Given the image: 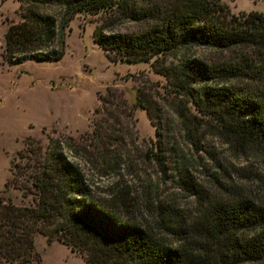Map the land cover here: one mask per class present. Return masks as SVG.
<instances>
[{
    "label": "trees",
    "instance_id": "16d2710c",
    "mask_svg": "<svg viewBox=\"0 0 264 264\" xmlns=\"http://www.w3.org/2000/svg\"><path fill=\"white\" fill-rule=\"evenodd\" d=\"M17 1L20 19L9 21L3 33L1 56L8 64L59 59L75 13L103 12L93 40L113 51L112 60H146L164 75L170 90L184 97L178 113L193 145V126L203 123L234 147L264 151V10L233 13L221 0ZM118 19L140 20L143 26L109 31ZM193 47L228 55L206 59L189 53ZM173 51L180 52L175 64L158 63ZM133 106L152 119L143 91L136 92ZM155 133L160 137L157 124ZM160 140L153 152L159 163ZM102 151L103 157L110 152ZM120 155L113 153L114 166ZM35 159L28 184L19 183L31 193V203L0 200V264L39 259L37 233L78 252L84 264H264V202L242 191L215 189L188 218L164 203L150 224L128 208L126 189L99 194L58 140ZM184 182L191 193H201L190 176Z\"/></svg>",
    "mask_w": 264,
    "mask_h": 264
},
{
    "label": "rangeland",
    "instance_id": "374dc122",
    "mask_svg": "<svg viewBox=\"0 0 264 264\" xmlns=\"http://www.w3.org/2000/svg\"><path fill=\"white\" fill-rule=\"evenodd\" d=\"M221 1L233 13L264 10V0ZM18 5L17 0H0V200L31 203V193L19 183L28 184L34 159L58 140L66 158L78 164L99 194L126 189L128 208L143 222H155L164 203L188 218L215 189L242 191L264 202V151L234 147L203 123L193 126V145L178 113L186 104L184 97L170 90L164 75L146 60H112L113 51L93 40L103 12L75 13L65 28V51L59 59L5 62L3 33L9 21L20 19ZM142 26L140 20L118 19L109 31ZM189 53L206 59L228 55L206 47H193ZM179 54L173 51L158 63L175 64ZM138 90L148 100L152 119L145 109L133 106ZM157 138L163 148L161 163L153 155ZM100 141L104 146L95 145ZM105 148L110 152L103 157ZM113 153L121 154L117 166ZM186 176L200 185V194L190 192ZM34 246L39 259L30 264H84L78 252L44 234L35 235Z\"/></svg>",
    "mask_w": 264,
    "mask_h": 264
}]
</instances>
